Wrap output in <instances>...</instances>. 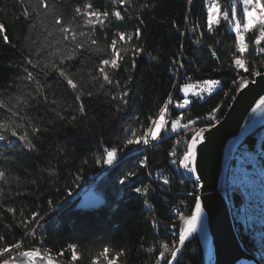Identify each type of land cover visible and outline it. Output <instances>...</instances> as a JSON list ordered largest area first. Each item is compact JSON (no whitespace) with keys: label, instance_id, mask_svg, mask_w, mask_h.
<instances>
[{"label":"trees","instance_id":"trees-1","mask_svg":"<svg viewBox=\"0 0 264 264\" xmlns=\"http://www.w3.org/2000/svg\"><path fill=\"white\" fill-rule=\"evenodd\" d=\"M85 0H62V6L56 11L60 12L65 20H71L74 8ZM96 7L112 9V0H90ZM135 8L129 9V18L121 28H111L109 31L96 32L97 47L101 51L87 52L74 68L79 69L76 78L80 83H88L89 69H93L100 58H103L107 44L113 38L116 31L132 33L137 26L141 27L143 36L140 41L133 40L132 44H140L145 49L143 54L136 57V68L131 69L129 59L125 70L118 74V79L123 84L129 77L132 79V98L126 110L118 109L115 102L107 99L103 92L89 97H83L86 115L80 113L79 102L73 99L71 89L66 84L58 82L55 74H50L48 89L51 99L54 94L57 105H52L55 111L44 112L42 109H34L40 115L50 119L52 123L47 127L50 131L44 133L35 151L22 149H0V166L7 169L12 178H19V190L25 195L14 196V205L17 209L15 218L12 214H5L0 218V235L5 237L8 244L22 241L24 248H32L39 244L41 237L44 246L50 249L53 259L60 264H70V251L68 245H77L80 259L75 264H91L93 257L102 252L103 247L110 248V255L126 249L127 258L120 257L117 264H154L155 256L160 251L159 237H169L168 230L163 226L176 224L180 221L168 214L170 204H167L165 193H162L157 182L152 181L156 176H167L170 180V196L174 202L181 200V211L188 214L194 207L193 197L189 195L193 191V182L186 178L182 172L177 174L171 165L169 153L172 149L175 135L163 137L161 142H153L154 146L147 149L124 155L115 167H108L96 163V157L101 155L103 147H109L117 142V136L122 137L124 130L137 128L143 131L149 124L148 117L155 116L158 109L167 101L169 93L178 99L182 93L173 85L176 83H197L205 79L215 78L221 81V88L207 100L193 99L189 106L186 118L205 117L212 109L219 107L217 112L221 119L231 104L230 97L237 92L233 83L236 74L230 70L228 64L231 60L234 36L226 22L222 21L219 34L210 37L205 34L201 44L193 41L198 38L189 29L191 23H185V17L190 16L192 21L203 24L205 19L204 0H152L156 5L147 10L142 9L146 0H133ZM222 10H230L233 4L242 8L240 0H215ZM19 5L15 0H0V22L7 27V35L10 44L3 42L0 36V89L13 85L10 92H5V97L15 94V85L20 83L17 77L23 75V57L27 55L24 47L27 36V26L19 15ZM127 7V5H126ZM143 20V24L140 21ZM178 25L173 27V24ZM186 33V34H183ZM37 38L42 42L45 37L38 34ZM219 41V43H216ZM264 43V42H262ZM12 45H15L13 47ZM209 45H213L219 56V60L212 57ZM254 45L250 44L249 60H259L256 56ZM183 61L185 68L177 76L175 68ZM173 61H176L174 64ZM219 66V70L218 69ZM190 78V79H189ZM91 89V84H88ZM99 90V82L96 89ZM228 95H225V93ZM59 113V115H57ZM170 115L175 114V109L170 107ZM60 117H63L61 119ZM75 117V119H73ZM139 118L138 121L135 118ZM0 116V119H4ZM190 135V133L188 134ZM246 138V142L250 141ZM146 156L149 161L147 169H138L137 159ZM82 161L88 163L82 165ZM55 168L56 174L49 176L48 171ZM132 169H137V175L131 177L126 185L119 184V180ZM152 173V175H149ZM76 175L82 177L78 181L79 187L73 183ZM35 180L36 184H32ZM149 185L147 197L131 191L132 187ZM7 187V186H5ZM81 192L62 205L69 198V189L75 193ZM91 188L104 199V204L98 208H78L80 194L84 189ZM13 183L12 191H16ZM30 193V194H29ZM145 199L152 205L151 208L144 204ZM51 201V203H49ZM24 217L30 218L32 212H39L43 227H37L38 235L33 238L25 235L35 226V222L24 227H16ZM157 220V226L153 225V218ZM5 224L12 225L9 231ZM173 229V228H172ZM173 229V233H174ZM172 236V240L174 239ZM242 243L245 241L239 233ZM4 242H0V247ZM155 246L154 253H148V247ZM66 250L65 255L57 257V253ZM98 264H104L100 257ZM180 264H205L204 254L198 234L190 237L185 244Z\"/></svg>","mask_w":264,"mask_h":264},{"label":"snow or ice","instance_id":"snow-or-ice-1","mask_svg":"<svg viewBox=\"0 0 264 264\" xmlns=\"http://www.w3.org/2000/svg\"><path fill=\"white\" fill-rule=\"evenodd\" d=\"M204 2L206 15L202 25L192 21L190 16L185 17V23H191L189 30L194 35L198 34V38L193 42L201 44L205 34L210 37L218 35L222 21L226 22L230 33L234 36L232 46L234 50L231 51L228 67L236 74L233 80L235 88L229 91L239 93V91L248 88L250 84H257L256 78L264 79V43H262L264 42V0H240L242 8L239 11L235 4L230 10H222L215 0H204ZM15 3L20 6L16 20L22 19L27 26L24 44L27 55L23 57V75L17 77L20 83L15 85V94H9L6 97L4 95L5 92H10L13 85L0 89V116L5 117L0 119V149H6L9 152L18 148L35 151L37 141L44 133L50 131L47 125L52 121L40 115L39 111L33 113L34 109H42L45 113L56 110L52 105H57V99L54 94L50 99L48 92V89L51 88V84L48 82L50 74H55L58 82L66 84L67 88L71 89L73 99L79 102L80 113L86 115L83 97L98 95L100 91L107 99L115 102L118 109H127L132 98V79L129 77L122 84L118 79V74L125 70L129 59L131 60V69L135 70L136 57L145 51L142 45L132 44L133 40H141L143 36L141 27L137 26L132 33L123 30L113 33V38L103 50L104 57L98 60L93 69H89L90 80L88 83H80L77 80L76 75L79 69H75L74 65L87 52L101 51L97 47L96 32L121 28L129 18V9L135 8L133 0H112L111 10L96 7L90 0H85L82 4L75 6L71 20H65L63 15L56 11L62 6V0H15ZM141 7L147 10L156 7V5L152 3V0H146ZM2 10L0 9V11ZM140 23L143 24V20ZM173 27L178 28V25L174 23ZM38 34L45 37L44 41L41 42L37 38ZM0 36L4 43H11L4 22H0ZM250 44L255 46V54L260 57L259 60L250 61L249 56L246 55H250ZM12 46L15 47V45ZM209 51L213 58L219 60L213 45H209ZM173 63L175 64L176 61ZM184 68L185 64L181 60L178 68L174 69L177 76ZM217 70H219V66ZM97 82H99V90L94 92ZM88 84H91L93 90L88 89ZM220 84L221 81L215 78L205 79L198 85L174 84L173 87L178 89L183 94L182 96L176 99L172 93H169L167 101L158 109V113L148 117L149 124L143 131L131 127L124 130L122 137L117 136L116 143L109 147H103L101 155L96 157V163L115 167L122 159L121 153L127 155L134 150L139 151L140 148L147 149L149 146H154L153 142H161L164 135L175 134L169 153L171 165L174 166V171L177 174L184 172L191 178L193 191L189 195L193 197L194 207L188 214L181 211L179 207L175 209L176 218L180 221L179 226L171 225L175 230L173 233L175 238L170 243L164 242L160 245V251L155 256L154 264H180L186 241L193 233L200 231L203 225L204 209L202 198L198 194V190L203 187L198 168L199 146L206 143V133L220 124V118L216 115L220 108L212 109L205 117L198 116L193 119L186 118V116L190 111L189 106L194 102L193 98L205 99L204 94L212 95ZM194 88L198 90L193 91ZM225 95L228 93L226 92ZM230 99L235 101L237 96L232 95ZM170 105L175 109L174 118L169 114ZM261 107H264V98L259 100L253 111L255 112ZM60 118L63 119V117ZM135 119L138 121L139 118ZM189 133L190 135H188ZM81 163L83 165L88 161ZM137 165L138 169H147L149 167L148 158L146 156L138 158ZM45 171H48L49 176L56 174L55 168L45 169ZM136 175L137 169L129 170L119 180V184L126 185L129 179ZM81 179L80 175H76L73 183L79 187L78 181ZM160 179L163 185L170 183L169 178L161 176ZM13 183L16 184V191H12ZM32 184H36V181L33 180ZM131 191L147 197L149 185L132 187ZM72 194L69 189L68 195ZM22 195L25 193L19 190V178L14 180L11 173L0 166V218H3L6 213L12 214L15 218L17 209L11 206L16 203L13 197ZM8 201L11 202V205ZM144 204L146 207H152L147 199ZM19 214L22 218L24 217L22 209ZM39 216V212H32L30 218L21 219L16 227L27 229L28 225L35 222V226L25 232V235L35 238L38 235L36 228L43 227L38 220ZM157 223L154 217V227L157 226ZM5 227L9 231L12 230V225L5 224ZM0 242H4V245L0 247V264H60L58 259L54 261L52 252L44 246L42 237L37 246L28 249L24 248L22 241L8 244L3 235H0ZM67 250L71 253L70 264H75L80 259L77 245L70 244ZM65 251L62 249L56 254L57 257L64 256ZM110 251L109 247L104 246L102 252L92 258L91 264H98L101 256L104 264H117L120 257L126 259L128 255L126 249H120L111 255ZM146 251L154 253L156 248L155 246L148 247Z\"/></svg>","mask_w":264,"mask_h":264},{"label":"water","instance_id":"water-1","mask_svg":"<svg viewBox=\"0 0 264 264\" xmlns=\"http://www.w3.org/2000/svg\"><path fill=\"white\" fill-rule=\"evenodd\" d=\"M236 94L220 124L206 133V143L199 146L198 168L203 187L198 190L204 209V240L198 232L205 264H262L243 246L236 232L225 192L227 169L232 155L247 136L264 125V107L253 111L264 98V79ZM187 178V173L182 172ZM191 179V178H190ZM78 189L63 203L73 200ZM104 199L93 189L80 194L78 208H98Z\"/></svg>","mask_w":264,"mask_h":264},{"label":"built area","instance_id":"built-area-1","mask_svg":"<svg viewBox=\"0 0 264 264\" xmlns=\"http://www.w3.org/2000/svg\"><path fill=\"white\" fill-rule=\"evenodd\" d=\"M191 84L198 85L200 82H191ZM220 88L221 85L217 86L212 95ZM197 90L193 89V91ZM212 95L205 93V99L202 101L209 99ZM253 136H255V142L252 145L245 144L234 154L227 172L226 189L229 192V202L238 226L248 239V249L264 264V126L259 127ZM156 182V187L165 193L166 203L170 204L168 214L174 220L175 209L183 202L173 201L170 196V183L163 185L158 176L152 181L154 186ZM163 228L168 230L169 237L160 236L159 246L164 242L172 241V227L163 226Z\"/></svg>","mask_w":264,"mask_h":264},{"label":"bare ground","instance_id":"bare-ground-1","mask_svg":"<svg viewBox=\"0 0 264 264\" xmlns=\"http://www.w3.org/2000/svg\"><path fill=\"white\" fill-rule=\"evenodd\" d=\"M233 101V100H232ZM230 106V105H229ZM229 108V107H228ZM218 116V115H217ZM224 116V115H223ZM262 126H264V125H261V126H259V127H262ZM259 127H257L256 129H254L247 137L249 138V136L251 137L250 138V141L249 142H246L245 140H244V142L237 148V150L235 151V153L239 150V148L240 147H242L243 145H245V144H250V145H252L253 144V142H255L254 141V137L255 136H253V135H255V133L257 132V130L259 129ZM170 135H172V134H170ZM170 135H166V136H170ZM256 140V139H255ZM234 153V154H235ZM234 154L232 155V157H231V160H230V163H229V166L231 165V162H232V158H233V156H234ZM229 166H228V168H229ZM227 172H228V169H227ZM183 174V173H182ZM184 175V174H183ZM185 176V175H184ZM158 177H161V176H158ZM186 177V176H185ZM187 178V177H186ZM188 179H190V178H188ZM226 186H227V177H226ZM226 186H225V192H226V194H227V198H228V202H229V197H228V195H229V192L227 191V189H226ZM229 207H230V211H231V215H232V220H233V223H234V226H235V229H236V232H237V234H238V236H239V233L241 234V236L243 237V239H244V241H245V246H244V244H243V246L246 248V250L249 252V253H251V254H253L248 248V243H247V241H248V239H247V237H246V235H245V233L242 231V229L238 226V223H237V221H236V219H235V216H234V213H233V209H232V207H231V205H230V202H229ZM200 234H201V236H202V238H203V240H204V233H203V227H201V229H200V231H198ZM240 239V238H239ZM241 241V240H240ZM242 242V241H241ZM255 257H257L255 254H253ZM258 258V257H257ZM259 259V258H258Z\"/></svg>","mask_w":264,"mask_h":264},{"label":"rangeland","instance_id":"rangeland-1","mask_svg":"<svg viewBox=\"0 0 264 264\" xmlns=\"http://www.w3.org/2000/svg\"><path fill=\"white\" fill-rule=\"evenodd\" d=\"M183 95V94H182ZM190 95H191V93H190ZM193 99H195V98H193ZM170 107H171V105L169 106V112H170ZM171 133H168V134H166V135H170ZM165 135V136H166ZM175 135V134H174ZM84 188V187H83ZM86 189H84L83 191H82V193L85 191ZM194 234H198V232L197 233H193L190 237H192ZM189 237V238H190Z\"/></svg>","mask_w":264,"mask_h":264}]
</instances>
